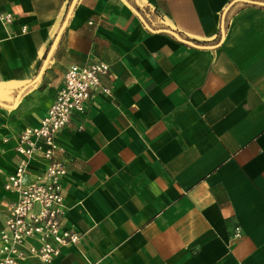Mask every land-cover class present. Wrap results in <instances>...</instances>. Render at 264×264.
<instances>
[{
    "label": "crops",
    "instance_id": "crops-1",
    "mask_svg": "<svg viewBox=\"0 0 264 264\" xmlns=\"http://www.w3.org/2000/svg\"><path fill=\"white\" fill-rule=\"evenodd\" d=\"M239 2L251 4L224 29ZM263 7L0 0V229L19 134L45 116L70 65L110 69V94L94 92L57 135L63 224L80 239L27 264H264ZM45 166L34 156L27 180Z\"/></svg>",
    "mask_w": 264,
    "mask_h": 264
},
{
    "label": "built area",
    "instance_id": "built-area-1",
    "mask_svg": "<svg viewBox=\"0 0 264 264\" xmlns=\"http://www.w3.org/2000/svg\"><path fill=\"white\" fill-rule=\"evenodd\" d=\"M2 18L7 23L12 15L6 13ZM109 70L105 61L70 65L45 116L37 126L26 127L19 134L15 148L19 160L3 184L14 199L0 229V264H27L31 258L50 263L64 247L78 243L79 233L63 224L62 182L67 168L59 158L64 151L57 135L68 127L74 113H85L94 92L110 94L102 82ZM36 155L46 166L29 181V162ZM239 236L237 227L235 237Z\"/></svg>",
    "mask_w": 264,
    "mask_h": 264
},
{
    "label": "trees",
    "instance_id": "trees-1",
    "mask_svg": "<svg viewBox=\"0 0 264 264\" xmlns=\"http://www.w3.org/2000/svg\"><path fill=\"white\" fill-rule=\"evenodd\" d=\"M249 4H251V3L239 2V3H235L232 7H230V9L227 11V13L225 15L224 29H226V27L228 25L229 18L231 16H233L234 14H236L237 12H239L240 10H242L244 7L249 6ZM259 7H262V6H259ZM218 36L220 37V33ZM195 43L198 45H205V43L198 42V41H195Z\"/></svg>",
    "mask_w": 264,
    "mask_h": 264
}]
</instances>
